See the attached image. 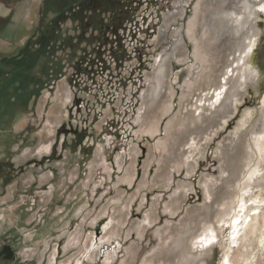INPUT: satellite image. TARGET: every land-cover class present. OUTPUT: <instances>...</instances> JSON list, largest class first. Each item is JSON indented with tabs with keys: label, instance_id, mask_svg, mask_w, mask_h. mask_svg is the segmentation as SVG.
I'll list each match as a JSON object with an SVG mask.
<instances>
[{
	"label": "rangeland",
	"instance_id": "obj_1",
	"mask_svg": "<svg viewBox=\"0 0 264 264\" xmlns=\"http://www.w3.org/2000/svg\"><path fill=\"white\" fill-rule=\"evenodd\" d=\"M116 2L137 26L122 67L58 50L62 77L21 103L39 33L76 26L0 0V264H183L179 241L212 234L188 264H264V221L237 248L221 221L264 202V0Z\"/></svg>",
	"mask_w": 264,
	"mask_h": 264
},
{
	"label": "trees",
	"instance_id": "obj_2",
	"mask_svg": "<svg viewBox=\"0 0 264 264\" xmlns=\"http://www.w3.org/2000/svg\"><path fill=\"white\" fill-rule=\"evenodd\" d=\"M48 7H54L55 26L65 21H71L75 28L73 35L68 32L63 35L58 31L49 32L42 30L37 39L40 47L33 51L34 72L23 81L20 79L18 89L21 95L18 101L37 99L39 94L49 87L51 83L62 77L60 64L55 56L58 50L67 51V59L74 66L94 67L95 62L104 63V55H107L114 63V69H120L122 64L129 59L125 48L124 37L127 25L137 29L134 22V11L127 12V7L116 0H46ZM105 20L104 15H110ZM76 33V34H75ZM40 49L43 52L39 55ZM77 54H81L77 56ZM105 65V64H104ZM82 70V69H81ZM28 74H25L27 76ZM13 93H15L13 91ZM13 102H17L14 97ZM78 136V135H77ZM80 137L74 140L79 141ZM75 145V144H74Z\"/></svg>",
	"mask_w": 264,
	"mask_h": 264
},
{
	"label": "bare ground",
	"instance_id": "obj_3",
	"mask_svg": "<svg viewBox=\"0 0 264 264\" xmlns=\"http://www.w3.org/2000/svg\"><path fill=\"white\" fill-rule=\"evenodd\" d=\"M253 11H255V13H256V10H253ZM257 13H263L264 14V5H262L261 8H259V10H257ZM235 21H237V20H235ZM255 43L256 42H255V39L253 40V37H251V38L248 37L247 46L244 50L245 54H246L245 57H247V55H249L250 53L253 52L252 50L256 45ZM236 66H237V63L235 64V66H232V68L229 69L230 74L226 73V75L223 77V79H222L223 84L222 85L227 84L226 81L232 76L233 68ZM162 71H163L162 69L159 70V76H158L159 79L163 74ZM159 79H158V81H159ZM221 89L222 88H220L218 90L219 92L216 96V98H217L216 102H218V98H220L218 96L220 95ZM238 197H240V196H238ZM238 203H239V205H238V211L236 213V216H234L232 219H228V221L224 220L223 218H222V220L220 219L221 221H225L224 225L227 227V229H229L231 231L230 232L231 234L228 236V241H229V243L231 241V244H234L235 247L238 243H240L243 240V238L247 232H251L256 227V225L260 223L259 222L260 220H262V222L264 221V215L261 212L263 210L261 207L264 206V202L256 201V199H254V200H251L250 203H248L244 199H241V200H238ZM236 210H237V208H236ZM228 215H226V216H228ZM218 224H219V222H218ZM206 231H208V230H206ZM212 232H213V230L211 231V234H212ZM216 240H217V236L212 234L211 236L206 235L205 237L200 236V235L195 236V237H191V239L189 240V244H188L187 238H184L181 241H179V243L181 244V245L179 244L181 246V247H179V248H181V250L179 249L180 255H181L180 257L184 261L183 264H188V258L189 257H191V258L195 257L192 254V249L196 250V252L200 255L206 249V247H211L212 244ZM222 264H231V263H230V260L227 259L226 261L222 262Z\"/></svg>",
	"mask_w": 264,
	"mask_h": 264
},
{
	"label": "water",
	"instance_id": "obj_4",
	"mask_svg": "<svg viewBox=\"0 0 264 264\" xmlns=\"http://www.w3.org/2000/svg\"><path fill=\"white\" fill-rule=\"evenodd\" d=\"M14 257V252L11 249L10 246L5 245L2 247L1 251H0V258H3L4 260H12Z\"/></svg>",
	"mask_w": 264,
	"mask_h": 264
}]
</instances>
